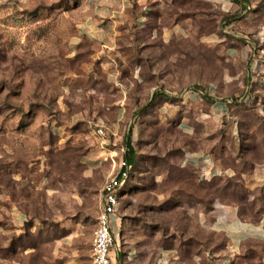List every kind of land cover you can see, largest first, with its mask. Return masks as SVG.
Segmentation results:
<instances>
[{
	"label": "rangeland",
	"instance_id": "1",
	"mask_svg": "<svg viewBox=\"0 0 264 264\" xmlns=\"http://www.w3.org/2000/svg\"><path fill=\"white\" fill-rule=\"evenodd\" d=\"M99 2L0 0V264H91L101 187L128 145L135 168L113 223L126 264H264V242L226 254L223 236L208 228L212 218H200L217 205L252 221L264 211V193L248 192L241 177L255 161L252 147L264 163V100L231 107L234 120L206 115L209 99L178 106L187 132L173 113L185 89L206 93L223 70H236L204 42L222 30L221 10L209 0H152L106 15ZM97 24L124 44L174 24L182 38L164 61L157 45L149 62L125 49L106 59L98 67L116 81L110 88L100 80L97 100ZM151 63L167 68L172 85L156 90L165 95L157 100H131L130 70ZM110 95L121 104L109 105ZM97 124L113 146H100ZM198 150L223 170L182 165Z\"/></svg>",
	"mask_w": 264,
	"mask_h": 264
},
{
	"label": "crops",
	"instance_id": "2",
	"mask_svg": "<svg viewBox=\"0 0 264 264\" xmlns=\"http://www.w3.org/2000/svg\"><path fill=\"white\" fill-rule=\"evenodd\" d=\"M149 1L152 2V0H101L98 4H100L99 10L102 9L103 12L109 11L106 15H110L113 9H128L131 3H137L139 7L146 9L145 5ZM209 1L219 7L224 20L222 21L223 28L220 33L212 32L207 34L204 42L208 46L217 44L225 59L231 62L236 67V70H223L219 83L208 86L206 90L208 98H204V101L209 99L206 115L212 118L234 120L229 117L230 107L227 106L228 100L247 93L252 98L255 96V99L259 101L264 100V42H259L256 38L258 36L264 38V0ZM107 20L116 22L114 17H109ZM101 26V24H97V35H94L97 41V100L101 99L98 82L102 80L111 88L110 83L116 81V77H113L110 71L98 67L104 64L106 59L116 57L115 54L121 53L125 49V51L132 50L137 55L142 53L141 56L146 58L144 61L149 62V53L157 45V51H161L160 59L164 61L165 57L162 55L167 50V46L171 44L170 42H173V46L179 47L182 38L181 32H178L177 29L178 24H174L171 28L172 30L169 29L167 32L156 34V36L148 35L143 40L139 36H131L130 39H125L124 44V39L121 36L109 33L107 30L104 31ZM246 37H249L252 41ZM253 41L257 45V49L254 52L252 50L254 47ZM122 43L124 46H122ZM260 49L262 52L259 51ZM153 64H147L143 67L136 66L130 70V87L128 91L132 92L131 100L141 103L149 102L152 99L153 92L172 85L170 79L167 78V68ZM108 98L109 105L121 104L122 98L118 99L115 95H110ZM202 101L203 98L193 95H190L184 101H176L173 113L178 116L181 129L187 132L188 116L183 111H180L181 108L179 110L178 106L192 109ZM108 138L106 147L107 145L113 146L115 142H113L111 136ZM100 146L104 147L105 145L100 144ZM113 148L105 149L110 150ZM192 155L202 160L190 163L189 166H199L205 175L215 174L223 170L211 160L208 153L202 150L195 151ZM207 157L210 159L209 161L206 160ZM241 177L244 188L248 192H255V189L259 188L264 193V163H254L251 169L247 173H243ZM208 217L212 218L208 223L209 230L221 234L224 238L221 251L226 254L238 253L250 240L264 242V211L261 212L256 221H252L250 219H241L235 207L217 205L208 213L200 214V218L204 223H206ZM128 258L129 256L123 251V260L120 258L121 264H126Z\"/></svg>",
	"mask_w": 264,
	"mask_h": 264
},
{
	"label": "built area",
	"instance_id": "3",
	"mask_svg": "<svg viewBox=\"0 0 264 264\" xmlns=\"http://www.w3.org/2000/svg\"><path fill=\"white\" fill-rule=\"evenodd\" d=\"M250 39L249 37H246ZM259 42H264L262 36L256 37ZM251 40V39H250ZM252 41V40H251ZM253 52L257 49L256 43L253 41ZM262 52V50H259ZM183 96L193 95L200 98L203 92L197 89L189 88L183 91ZM253 100L250 94H242L238 97L236 102L243 101L250 103ZM233 100H228L232 103ZM95 135L99 139L101 145H106L109 134L105 126L97 124L95 127ZM108 144V143H107ZM120 155L117 160L112 159L113 169L108 178L104 181L99 199V208L96 215V226L93 232V241L91 248V264H121L119 257V250L121 244L119 243V232L114 230L113 223L117 219V214L120 208L121 194L119 190L126 191L129 188L130 178L132 173V165L128 163L126 158L127 147L121 146ZM197 157L185 155L182 160V165H187L197 161ZM125 189V190H124Z\"/></svg>",
	"mask_w": 264,
	"mask_h": 264
},
{
	"label": "trees",
	"instance_id": "4",
	"mask_svg": "<svg viewBox=\"0 0 264 264\" xmlns=\"http://www.w3.org/2000/svg\"><path fill=\"white\" fill-rule=\"evenodd\" d=\"M162 96L165 97V95L163 93H161L160 91H155L154 94H153V96H152V99L157 100L159 97H162ZM239 96L233 97L231 99V100H233V102L232 103H228L227 102V106L231 108L233 106H238V105H241V106L247 105V103H245L243 101L236 102V100L238 99ZM206 97H207L206 96V93L203 92V95L200 98H203L204 99ZM151 100L149 102H151ZM254 100H256L255 99V96H254V98H253L252 101L254 102ZM252 101L250 103H248V104L253 105L254 103ZM127 145H128V143H127ZM255 151H256L255 147H252L251 152H252L253 155L256 156L255 161L252 163V166H253L254 163L261 162V160H262V157H260V155H258ZM126 158H127L128 163L132 165V169L134 170V168H135V162H136V157H135L134 149L130 145L127 146ZM184 166H189V164L184 165ZM133 170H132V173H133ZM126 191H124V192H126Z\"/></svg>",
	"mask_w": 264,
	"mask_h": 264
}]
</instances>
